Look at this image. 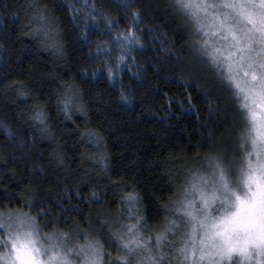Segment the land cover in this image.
I'll return each mask as SVG.
<instances>
[{"label": "snow or ice", "instance_id": "snow-or-ice-1", "mask_svg": "<svg viewBox=\"0 0 264 264\" xmlns=\"http://www.w3.org/2000/svg\"><path fill=\"white\" fill-rule=\"evenodd\" d=\"M113 6L124 27L101 0H3L0 49L11 47L13 35L28 37L51 53L58 69L68 51L58 13L67 14L73 34L88 49L90 66L80 77L107 80L130 106L134 96L123 74L140 77L132 72V53L145 48L147 31L159 41L166 66L198 81L204 94L206 108L203 115L196 112L194 129L199 139L189 135L193 154L165 151L166 160L157 161L171 195L150 178L152 188L136 175L113 179L104 122L89 119L80 77L66 82L59 72L39 80L4 76L0 100L31 104L17 116L32 133L17 136L7 122H0V130L18 141L17 159L39 163L25 169L20 192L0 191V264H264V0H167L169 13L182 24L183 43L166 42L161 26L148 23L155 20L156 0H118ZM93 35L107 39L92 41ZM44 80L57 81L53 93L43 90ZM94 99L106 98L97 92ZM167 99L170 109L172 98ZM191 101L187 96L190 106ZM146 109L152 111L151 105ZM77 115L84 117L82 124ZM55 117L72 122L76 142L92 145L94 158L84 152L76 169L66 163ZM45 140L49 144L42 148ZM89 160L107 182L81 200L67 180L70 173L88 175ZM56 188L61 191L54 196Z\"/></svg>", "mask_w": 264, "mask_h": 264}, {"label": "trees", "instance_id": "trees-1", "mask_svg": "<svg viewBox=\"0 0 264 264\" xmlns=\"http://www.w3.org/2000/svg\"><path fill=\"white\" fill-rule=\"evenodd\" d=\"M62 2L63 0H57V3ZM156 2L159 7L153 8L155 20L148 23L161 26L159 31L167 33V37H162L166 42L175 39L183 43L182 24L169 13L166 8L167 0H156ZM101 3L108 6L110 14L120 21L121 27H124L125 20L119 8L113 6L118 5V0H101ZM58 15H62L64 19V30L68 41L66 61L57 69L50 52L39 50L35 42L28 37H24L21 41L13 35L11 47L9 48V44L6 43L5 48L0 49V79L9 75L10 78L23 79L25 76H32L39 80L42 74L48 76L59 72L63 75L64 81L68 82L72 76L80 77L86 64L90 66L87 60L88 49L84 41L77 39L78 33L73 34V26L67 14L58 13ZM144 35L145 48L132 53L137 57V66L132 68V72L139 71L140 77L132 76L127 71L123 74L124 83L131 87L134 96L130 106L120 102L118 90L112 88L105 79L93 81L87 76L80 77L79 82L85 92V102L91 105L88 111L89 119L94 125L104 122L113 179H119L120 173H125V178L128 179L136 175L144 179L148 187L152 188V183H148L150 178L153 183H158L165 195H171L166 191L170 187L168 182L160 179L163 170L158 167L157 161L166 160V156L163 155L165 151H171L179 156L184 154L183 149L187 150L188 155L193 154L189 135L192 134L193 142L199 139L194 134L198 123L196 112L199 111L203 115L206 104L204 94L197 86L199 82L186 73L174 71L166 66L165 54L159 50V41L149 39L147 31ZM89 39L96 41L107 37L93 35ZM5 49L9 50L6 52ZM56 84L57 81L44 80L43 90L53 93ZM97 92L105 96L103 102L94 99ZM189 95L192 98L191 106L186 102V97ZM167 98H172L170 109ZM146 105H151L152 111L147 110ZM29 107H31L30 103L25 105L17 101L15 105H6L0 100V122H7L17 136L31 138L32 129L17 116V113L27 111ZM167 112L171 114L166 116ZM74 119L82 124L84 117L77 115ZM55 120L59 125L58 131L65 139V149L69 157L66 163L71 165L72 169L78 167L81 153L88 152L94 158L95 150L92 145L85 147L76 142V133L73 132L74 126L71 121L63 120L62 117H55ZM133 127L135 131H132ZM17 144L18 141L6 138L4 132L0 130V181H3L0 183V191L10 188L20 192L23 180L28 175L25 169L39 163L38 160L31 158L17 159L14 156V153L18 152ZM48 144L49 141H42L41 147H47ZM176 144L180 147H173ZM45 155L47 156V152ZM13 160L15 163L12 162ZM5 161L8 162L7 165ZM86 167L88 175L77 178L75 173H70L67 180L71 194L75 196V192L79 190L81 200L88 197L94 187L107 182L103 173L98 169L93 170L91 160ZM152 168L156 171H151ZM14 172L18 174L13 175ZM60 191V188L54 189L53 195ZM106 202H110V197H106ZM112 210L114 211L115 208L113 207ZM152 222L154 221L150 220V223Z\"/></svg>", "mask_w": 264, "mask_h": 264}]
</instances>
